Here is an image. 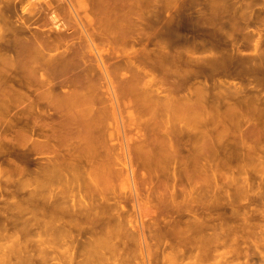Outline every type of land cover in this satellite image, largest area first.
Segmentation results:
<instances>
[{"label": "bare ground", "instance_id": "6f19581e", "mask_svg": "<svg viewBox=\"0 0 264 264\" xmlns=\"http://www.w3.org/2000/svg\"><path fill=\"white\" fill-rule=\"evenodd\" d=\"M30 1L23 6L19 0H0V264H131L139 253L145 259L149 253L143 226H131L127 205L137 211L159 210L153 223L157 236L163 231L164 236L169 225L167 209L178 216L167 231L186 233L181 214L190 182L206 186L215 168L241 161L242 155L253 157L256 143L264 139V44L255 43L251 55L244 56L240 49L247 45L242 40L250 36L243 35L241 42L234 37L241 30L261 36L257 27L249 30L259 18L252 10L259 0H161L178 3L168 18L155 6L157 0L150 11L155 39L140 41V49L134 48L133 38L138 0H117V11L102 8L104 0H90L82 16L77 0ZM41 9L44 23L33 25ZM101 12L103 21L96 17ZM68 15L79 29L77 45H70L75 48L67 46L65 37L74 29ZM49 25L54 38L42 33ZM128 46L126 65L133 73L118 87L117 63L110 66L104 55H117ZM199 51L209 56L195 57ZM136 55L152 65L131 62ZM159 67L164 68L162 75ZM222 72L235 82L222 80ZM133 107L135 111H128ZM132 126L135 134L127 136L125 129ZM250 140L253 148L246 145ZM34 156L40 161H33ZM202 222L188 228L209 224ZM213 237L179 243L185 245L181 255L195 251L193 264L207 261L224 239ZM250 238L247 232L246 257L251 264H264V250Z\"/></svg>", "mask_w": 264, "mask_h": 264}, {"label": "rangeland", "instance_id": "374dc122", "mask_svg": "<svg viewBox=\"0 0 264 264\" xmlns=\"http://www.w3.org/2000/svg\"><path fill=\"white\" fill-rule=\"evenodd\" d=\"M25 1H27V0H25ZM25 1L23 0V1H21V0H19V2H23L22 4H23V6H25L26 5V3H25ZM31 1H33V0H31ZM30 1V2H31ZM73 1H75V0H73ZM78 2H79V4L81 3V7L79 8V13H80V15L82 16V11H84L83 9H87V10H89V8H90V0H77ZM105 2H104V5L105 6H102V8L104 7V9L105 8H109V10H111V9H114V11L116 10L117 11V0H112V2H111V0H104ZM107 1V2H106ZM108 1H110V2H108ZM139 1V7H137L136 8V12H135V15L133 16V21L135 22V25H136V28H135V30H134V32H133V38L137 41V43H136V45L134 46V48L135 49H140V46L138 45V43L141 41L142 43H144L145 41H146V38H148V37H150L151 38V40H153V39H155L154 37H152L151 36V34L154 32V29H153V26H152V23H151V18H150V11L152 10V8H153V6H154V4H155V2L157 1V0H138ZM262 1H264V0H259V2L255 5V6H253L252 7V10H253V12H254V14L255 15H259V18L257 19V20H255V18H254V20H253V27H250L249 28V30H254L255 29V27H257L258 29H260V30H262V32H261V36L260 37H258L256 34H252L251 32H249V31H246V30H241V31H239V32H236L235 34H234V37L237 39V41L239 42H241V40H242V36L243 35H249L250 37H249V39L247 40V41H245V40H242L243 41V43H245L246 45H247V48L246 49H240V54L241 55H244V56H248V55H251V52H252V50H253V47H254V45H255V43H257V42H259L260 44H264V3H262ZM158 2H159V4H155V6L156 7H161L162 8V16L164 17V18H168L169 16H173L176 12H177V10H178V3H175L176 1H173V2H169V3H165L164 2V4H162V2H161V0L159 1L158 0ZM21 3H19V4H21ZM25 3V4H24ZM60 3H62V2H60ZM18 4V5H19ZM22 4L21 5H19V6H17V8L18 9H20V6L22 7ZM58 4V3H57ZM75 4V3H74ZM116 4V5H115ZM28 5V4H27ZM85 8H84V7ZM83 7V8H82ZM38 7H36V9H37ZM82 8V9H81ZM111 8V9H110ZM17 9V10H18ZM67 11V10H66ZM103 11V10H102ZM18 12H20V10H18ZM45 12H43L42 11V9L41 10H39L38 11V16H37V19H36V17H34V21L33 20H31L32 21V23L33 22H35V20H36V24L35 23H33V25H36V26H42L43 25V23H44V20H45V14H44ZM88 13H90V17H92V14H91V12H88ZM42 14V15H41ZM67 14V13H66ZM99 17H98V16ZM41 16V17H40ZM68 17V24L69 25H71L72 27H74L73 26V24H75V21H74V19H73V17L72 18H70L71 16L70 15H68L67 16ZM94 17H95V15H94ZM96 17H98V18H100V17H102L101 19H102V21H103V18H104V16H103V12H101L100 13V15L99 14H96ZM71 19V20H70ZM73 20V21H72ZM40 21V22H39ZM40 23H42L41 25H39ZM84 23H85V21H84ZM49 27H50V25L49 26H47V27H43V30H44V32H42L43 34H46V35H48L49 37H52V38H54V36H55V34L54 33H52L51 31L52 30H50L49 29ZM77 26H75L74 27V29H72L71 31H69V33H66L65 34V37H67V40H68V44H67V46H70V45H72V43H75L76 44V42L78 43V41L76 40L77 39V34H79V29L77 30V28H76ZM46 29V30H45ZM76 29V30H75ZM74 30H75V32H74ZM54 32V31H53ZM42 33H40V34H42ZM76 33V34H75ZM50 34V35H49ZM52 35V36H51ZM67 35V36H66ZM76 37H75V36ZM75 44H73V45H75ZM77 45V44H76ZM73 46V47H71V48H75V47H77V46ZM70 48V49H71ZM149 48L151 49V46H149ZM63 49V48H62ZM62 49H60L59 51H61ZM188 49V48H187ZM128 52H130V47L128 46V47H126V49H125V51L124 52H121V51H119V50H117V55H114V54H112V55H108L107 53L104 55V57H105V60L107 61V63L110 65V66H113L115 63H117V86L119 87V85H124V80L127 78V76L129 77L130 76V74H132L133 73V71H131V70H129V68H127V65H126V61H127V58H128ZM51 53L52 54H56L57 53V51H51ZM205 56H209V53H203L202 51H199V52H197L196 53V55H195V57H199V58H202V57H205ZM90 59H92V58H90ZM131 62H133V63H137V62H143V64H142V67L143 66H148V67H150L151 65H152V61L150 60V59H144V57L142 56V55H136L135 57H133L132 58V60H131ZM158 70V73L160 74V75H162L163 74V71H164V68H158L157 69ZM219 77V76H218ZM124 79V80H123ZM221 79L222 80H225L228 84L229 83H232V82H235L234 80H233V78L228 74V73H223L222 72V74H221ZM237 81V80H236ZM168 82L169 81H167L166 82V86H169V84H168ZM117 87V88H118ZM64 90H65V88H63L62 89V91L64 92ZM130 110H134L135 111V107H133V108H129L128 109V111H130ZM126 112L124 111V113L122 114L123 115V119L125 120L126 119V114H125ZM142 119H146V117H143ZM112 119H110V120H108V122L109 123H111V122H114V121H111ZM120 119H119V117H118V121L116 120V122L115 123H120V121H119ZM123 120V121H124ZM115 123H113L112 125L114 126V124ZM118 123V124H119ZM123 123H125L126 124V120L123 122ZM121 124V123H120ZM120 124L119 125H117V127L118 126H120ZM126 130V133H128V135L127 136H133L132 134H135V131L136 130H134V127L132 126V127H130V128H128V129H125ZM118 134V133H117ZM237 136H235V138H236ZM233 138V137H232ZM231 138V136H229V141H231L230 139H232ZM239 138V137H238ZM238 138H236V139H238ZM251 141V140H250ZM118 142V141H117ZM131 144H133L134 142H130ZM129 143V144H130ZM119 144V143H118ZM249 145V144H251L252 145V147L251 148H253V144H254V142L252 143V141L251 142H248V143H246V145ZM257 144V146L255 147V148H257V150H256V153H254V155H253V153H252V155L251 156H253V157H250L249 158V156H247V155H242V157H243V159L241 158V161L240 160H233V161H231L230 162V165L232 166H230L229 164L227 165V167H221V168H215L214 170L216 171V174H215V172H214V174H215V176L211 179V181H208V184L207 185H209V183H210V187H207V185L206 186H204V183H203V181H201V182H199L198 183V181H195V182H192L193 183V185H192V183L190 182V185L191 186H193V187H191L190 185L189 186H187V188L186 189H188V192H186L187 194H185V196H184V201H185V204H183L184 205V207L186 208L185 209V211L183 212V214H181V221H183V225L184 226H186L187 228H185L183 225H182V227H181V229L182 230H184V228H185V231H186V233L185 232H183V233H176L175 231H174V234H173V232H169L172 228V226H173V224L175 223V221H177L178 220V216L176 215V214H174L172 211L170 212V209H167V210H165V213L167 214H164V216L166 217V220H167V222H168V226H165V228H164V230H165V235L163 236V233H164V231H163V233H162V236H157V234L155 233V229L156 228H154V220L157 218V216H158V214H159V210H153V212H152V209H148V210H136V209H133L132 208V206H131V204H128L127 205V210H128V213H127V217L129 216V220L131 221V226H135L136 227V225L137 226H139L140 225V223H142V231H143V233H144V237L146 238L145 240H146V244L148 245L147 246V250H148V252L147 253H149V254H147V258H146V256H144V258L145 259H143V258H141V256L139 257V255H140V253L139 254H137V252H136V250H138V249H136V247H135V253L137 254V257L139 258V261H138V258H136V256L134 257V254H133V257L135 258L134 260H133V264H136V263H138V264H173L174 262H175V264H193V263H195L196 261V259H194V258H192L191 256H193V254H194V256H196L195 255V251H193L192 253H187L186 255H187V257H186V255L184 256L183 255V253H182V255H181V252H183L185 249H183L184 248V246L185 245H183V247L181 246L183 243L185 244V242H183V241H187L188 243L190 242V241H197V240H202V241H205L204 239H208V237L209 238H211L212 237V239L214 238L213 236H216V240H218L219 238L220 239H223V242H221L222 240H220V242H219V240L217 241V243L218 244H220V243H222V246H221V248H218V246H217V251H218V249H219V251L218 252H215V254H211L213 251H211L210 252V255H212L213 257H211L210 258V256H208V259L210 258V260L208 261V259L206 258V260L207 261H205V259L204 260H202V261H200V262H204L205 264H210V263H214V264H228V262L231 260V259H229V258H232L233 257V254H234V257H236L235 258V260H234V257H233V261L231 260L230 262H232V263H230L229 262V264H235L234 262H236V264H239V263H241L242 261V263L241 264H251V262H249L250 261V259H249V257H246L247 255L249 256V252L247 251L248 250V245L247 244H249V243H247L246 244V240H245V236H246V233L247 232H249L250 233V236H251V238H250V241H252V239H253V241H255V243L257 244V245H259V248L261 249V250H264V249H262V247H264V221H262V220H264V219H262V217H264V203H261L262 201H264V200H261V198L262 199H264V196H262V195H264V167H262V166H264V150H262V149H264V148H262V147H264V146H262V145H264V139H261L260 140V142H258V143H256ZM255 144V145H256ZM119 146V145H118ZM262 146V147H261ZM249 147V146H248ZM247 146H245V148H247L248 150L250 149V148H248ZM244 148V150H246ZM118 149V148H117ZM259 150H261V152L259 151ZM252 151V150H251ZM117 152H118V150H117ZM255 152V151H254ZM120 153V152H119ZM245 154V153H244ZM259 156H258V155ZM261 155V156H260ZM246 156V157H245ZM36 156H34L33 157V161H36L37 159H38V161H40V159L39 158H35ZM256 157H258V158H256ZM261 157V158H260ZM245 158V159H244ZM246 158H247V161H246ZM253 159H254V161H253ZM256 159V160H255ZM251 160V161H250ZM235 161V162H234ZM244 161V162H243ZM258 161H260V162H258ZM246 162V163H245ZM255 162H257V163H255ZM262 162V163H261ZM259 163V164H258ZM258 166H257V165ZM243 165V166H242ZM237 167H239V168H237ZM240 167H241V169H240ZM244 168V170H243V168ZM243 170V171H242ZM255 170V171H254ZM259 170H260V172H259ZM240 172V173H239ZM242 172H244V173H242ZM257 172V173H256ZM242 173V174H241ZM215 179V181H212V180H214ZM229 180V181H228ZM233 180V181H232ZM120 181H122V180H120ZM231 181H232V183L234 184H231ZM123 182V181H122ZM238 182V183H237ZM118 183H121V182H118ZM194 183L195 184H198V186L197 185H194ZM207 183V182H206ZM229 185H228V184ZM201 184H202V187H201ZM119 185H121V186H123V187H125L124 185H122V184H118L117 186L119 187ZM199 185H200V187H199ZM196 186V187H195ZM123 187H121V188H123ZM198 187V188H197ZM243 187V188H242ZM259 188H261L262 190H257V189H259ZM190 189V190H189ZM194 189V190H193ZM235 189H239V191L237 190H235ZM118 190H120V188L118 189ZM200 190H202V191H200ZM204 190V191H203ZM251 190V191H250ZM187 191V190H186ZM192 191H195L194 193L192 192ZM197 191H200L199 193L197 192ZM240 191H242V192H240ZM261 192V194H260V192ZM192 192V193H191ZM205 194H203V193ZM236 192V193H235ZM240 192V193H239ZM245 192V193H244ZM257 192H259V193H257ZM189 193V194H188ZM198 195H200V196H198ZM257 193V194H256ZM193 194V195H192ZM195 194H196V196H195ZM202 194V195H201ZM242 194H244V195H242V197H241V195ZM191 195V196H190ZM218 195V196H217ZM235 195H237V196H235ZM259 195H261V196H259ZM188 196V197H187ZM186 197V198H185ZM189 197H190V199H189ZM194 197V199H196V200H198V202L195 200V201H193V199H191V198H193ZM201 199H200V198ZM217 197V198H216ZM260 197V198H259ZM205 198V199H204ZM236 198H238V200L236 199ZM251 198H253V199H251ZM213 199V200H212ZM220 199H222V201L220 200ZM227 199H229V200H233L232 202L231 201H229V200H227ZM244 199V200H243ZM251 199V200H250ZM191 200H192V204H194V205H196V206H194V205H192L191 204ZM201 200H202V202H204L203 203V205L205 204V202H206V204L204 205L205 207L203 208V206H202V202H201ZM212 200V201H211ZM214 200H216V201H214ZM222 202V203H218V202H220V201ZM235 200H236V203H237V201H238V203L236 204L235 203ZM242 200V201H241ZM207 201H210V204H214L213 206H211V205H209V202L207 203ZM218 201V202H217ZM229 202H231L230 203V205L229 206H227L228 205V203ZM254 201V202H253ZM256 201V202H255ZM195 202V203H194ZM201 202V203H200ZM224 202H225V204H226V206H225V204H224ZM168 203H169V201H168ZM188 203V204H187ZM241 203V204H240ZM257 204V205H253V204ZM200 204H201V206H202V208L203 209H205L204 211H203V209L202 208H200ZM215 204L216 205H218L219 207H221V208H219V207H217V206H215ZM223 204H224V206H223ZM232 204V205H231ZM233 204H234V206H233ZM243 204V205H242ZM262 204V205H261ZM182 205V206H183ZM198 205V206H197ZM208 205V206H207ZM261 205V206H260ZM189 206H191V207H189ZM207 206V207H206ZM242 206V207H241ZM245 206V207H244ZM209 207V208H208ZM210 207L212 208L211 210H210ZM214 207V208H213ZM227 207V208H226ZM229 207V208H228ZM231 207V208H230ZM232 207H233V209L236 207L237 208V211H239L238 209H240V213L239 212H236V208L234 209V210H232ZM260 207H261V209H260ZM188 208H189V210H190V212L188 211ZM222 208H223V210H222ZM243 208V209H242ZM247 208V209H246ZM229 209V210H228ZM245 209V210H244ZM250 209V210H249ZM213 210V211H212ZM216 210V211H215ZM218 210V211H217ZM243 210V211H242ZM247 210V211H246ZM260 210V211H259ZM155 211V212H154ZM200 212V214L198 213V212ZM202 211V212H201ZM226 211V212H225ZM242 211V212H241ZM246 211V212H245ZM187 212V213H186ZM205 212H207V213H205ZM209 212V213H208ZM214 212V213H213ZM218 212L220 213V214H218ZM224 212V213H223ZM244 212H245V215H244ZM260 212V213H259ZM205 213V214H204ZM211 213V214H210ZM239 213V214H238ZM213 214V215H212ZM227 218H224V216ZM236 214H238V215H236ZM241 214V215H240ZM261 214V215H260ZM188 215V216H187ZM191 215V216H190ZM204 215H205V217H204ZM211 215V216H210ZM219 215L221 216L220 218H219ZM243 215V216H242ZM250 215V216H249ZM254 215H256V216H254ZM216 216H217V218H216ZM238 217L239 219H237L236 217ZM245 216V217H244ZM189 217V218H188ZM195 217H197L198 219L199 218H201V219H199V220H197ZM211 219H209V218ZM188 218V219H187ZM216 218V219H215ZM232 218V219H231ZM245 218V220H243ZM252 220H251V219ZM193 219H195V220H193ZM203 219V220H202ZM209 219V220H208ZM221 219V220H220ZM223 219H225V220H223ZM237 220V222L239 223H237L236 222V220ZM250 219V220H249ZM173 220V222H170V221H172ZM192 220V221H191ZM199 221L200 223H198L197 221ZM225 222H223V221ZM228 220H229V222H228ZM231 220V221H230ZM236 222H234V221ZM239 220V221H238ZM186 221H188V222H186ZM195 221H196V223H195ZM203 221V222H202ZM208 221V222H207ZM217 221V222H216ZM240 221H242V222H240ZM186 222V223H185ZM191 222V223H190ZM201 222L202 223H204L205 225H206V223H209V224H207V226L206 227H204V228H206V229H197V228H195V229H189L188 227H190L191 225H192V223H193V226H194V224L196 225V227H197V225H201ZM213 222V223H212ZM217 224H216V223ZM221 222H223V223H221ZM244 222V223H243ZM249 222H250V224H251V226H250V224H249ZM137 223V224H136ZM171 223H172V225H171ZM188 223V224H187ZM211 223H212V225H211ZM214 223H215V225H214ZM221 223V224H220ZM240 223H242V225L243 226H241V224ZM261 223V224H260ZM191 224V225H190ZM219 224V225H218ZM223 224V226H221ZM231 224H233V225H231ZM239 226H238V225ZM245 224V225H244ZM247 224H248V226H247ZM255 224V225H254ZM211 225V226H210ZM228 225V228L226 227ZM238 227H237V226ZM257 225V226H256ZM153 226V227H152ZM169 226H171V227H169ZM230 226V227H229ZM234 226V227H233ZM247 226V227H246ZM259 226V227H258ZM166 227H168V229H169V231H167L168 229L166 228ZM192 227V226H191ZM211 227H212V229H211ZM217 227V228H216ZM219 227V228H218ZM223 229H222V228ZM232 227V228H231ZM241 227H246V229L245 228H241ZM253 227L255 228V229H253ZM237 229L236 230V232H235V230H233V229ZM187 229V230H186ZM207 229H209V230H207ZM217 229L219 230V232L217 231ZM134 230V229H133ZM193 230H196V233L195 232H193ZM200 230V231H199ZM223 230V231H222ZM234 232H233V231ZM246 232V233H243L244 231ZM168 233H167V232ZM187 231H190V233L188 234V232ZM206 231V232H205ZM215 231V232H214ZM225 231V232H224ZM227 231V232H226ZM238 231V232H237ZM243 231V232H242ZM192 232V233H191ZM200 232V233H199ZM208 232V233H207ZM213 234H212V233ZM217 232V233H216ZM223 232V233H222ZM252 232V233H251ZM169 233H171V235L169 234ZM202 233V234H201ZM214 233L216 234V235H214ZM219 233V234H218ZM155 234V235H154ZM185 234V235H184ZM191 234V235H190ZM192 234H193V236H192ZM210 234V235H209ZM212 234V235H211ZM228 234H229V236L232 238H230V237H228ZM237 236L236 238H235V236ZM254 234V235H253ZM167 235V236H166ZM177 235H182V236H177ZM191 237H190V236ZM224 235H227V236H224ZM232 235V236H231ZM240 235H242L243 237L241 238V236ZM155 236V237H154ZM194 236H195V238H194ZM200 236V237H199ZM202 236V237H201ZM204 236V237H203ZM207 238H206V237ZM238 236H240V237H238ZM253 236H254V238H253ZM200 239H199V238ZM233 237L235 238V239H233ZM261 237V238H260ZM157 240V241H155V239ZM169 238V239H168ZM178 238V239H177ZM218 238V239H217ZM244 238V239H243ZM161 240V242H163V243H161L160 242V240ZM166 239V240H165ZM174 239H176V240H174ZM190 239V240H189ZM195 239V240H194ZM197 239V240H196ZM227 239V240H226ZM229 239V240H228ZM261 239V240H260ZM159 240V241H158ZM189 240V241H188ZM200 240V241H201ZM234 240H236L235 242H234ZM242 240V241H241ZM260 240V241H259ZM200 241H197V242H200ZM225 241V242H224ZM230 241V242H229ZM245 241V242H244ZM159 242V243H158ZM169 242H170V244H169ZM178 242V243H177ZM227 242H228V244H227ZM179 243H181V245L179 244ZM179 244V245H178ZM227 244V245H226ZM253 244V243H252ZM159 245V246H158ZM162 245V246H161ZM170 247H169V246ZM229 245H231V246H229ZM245 245V246H244ZM176 246V247H175ZM178 246V247H177ZM240 248H239V247ZM242 246V247H241ZM164 247H166V249L164 248ZM223 247V248H222ZM225 247L227 248V249H225ZM230 247V248H229ZM179 250L180 248H182L181 249V251L179 250H177V249ZM163 249H165V250H163ZM225 249V250H224ZM239 249V250H238ZM241 249V250H240ZM243 249V250H242ZM245 249V250H244ZM222 252H221V251ZM224 250V251H223ZM225 251H227V252H225ZM228 251L230 252V254L228 253ZM245 251V252H244ZM247 251V252H246ZM158 252V253H157ZM160 252V253H159ZM161 252H163V254L161 253ZM179 252H180V254H179ZM195 252V253H194ZM213 252V253H214ZM224 252V254H222ZM233 252V253H232ZM242 252V253H241ZM174 253V254H173ZM226 253V254H225ZM228 253V254H227ZM232 253V254H231ZM244 253V254H243ZM245 253H247V254H245ZM135 254V255H136ZM192 254V255H191ZM217 254V255H216ZM236 254V255H235ZM237 254H239V256L237 255ZM242 254H243V257L245 256V258H246V261H245V258H243L242 257ZM168 255V256H167ZM190 255V256H189ZM221 255H230V256H228V257H226V256H223L222 258L224 259H220V256ZM172 256H174V258L172 257ZM193 256V257H194ZM217 256H219V257H217ZM239 258H238V257ZM167 257V258H166ZM170 257V258H169ZM188 257H189V261H188ZM191 257V258H190ZM217 257V258H216ZM224 257H226L227 259H228V261H227V259L226 258H224ZM163 258H165V259H163ZM186 258H187V260H186ZM213 258H214V260H213ZM240 258H242V260H239ZM115 259L117 260V255H116V257H115ZM137 259V260H136ZM147 259V260H146ZM167 259H169V260H167ZM170 259H172L171 261H172V263H170ZM178 259H179V261H178ZM194 259V262L192 261ZM217 259V260H216ZM226 259V260H225ZM247 259H249L248 260V262H247ZM167 260V261H166ZM212 260V261H211ZM109 261H111V260H109ZM109 261H108V263H109ZM136 261H138V262H136ZM144 261V262H143ZM182 263H181V262ZM221 261V262H220ZM223 261H224V263H223ZM136 262V263H135ZM193 262V263H192ZM217 262V263H216ZM225 262H227V263H225ZM239 262V263H238ZM113 263V262H112ZM111 263V264H112ZM117 263V262H116ZM116 263H114V264H116ZM131 263V264H132ZM199 263V262H198ZM197 263V264H198ZM201 263V264H202ZM203 263V264H204ZM212 263V264H213ZM110 264V263H109Z\"/></svg>", "mask_w": 264, "mask_h": 264}]
</instances>
